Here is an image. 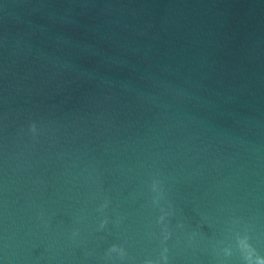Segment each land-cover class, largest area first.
<instances>
[{
    "label": "water",
    "instance_id": "1",
    "mask_svg": "<svg viewBox=\"0 0 264 264\" xmlns=\"http://www.w3.org/2000/svg\"><path fill=\"white\" fill-rule=\"evenodd\" d=\"M0 264H264V0H0Z\"/></svg>",
    "mask_w": 264,
    "mask_h": 264
},
{
    "label": "clouds",
    "instance_id": "2",
    "mask_svg": "<svg viewBox=\"0 0 264 264\" xmlns=\"http://www.w3.org/2000/svg\"><path fill=\"white\" fill-rule=\"evenodd\" d=\"M152 187H153V190L156 189V185H155V184H153ZM241 241H244V243H247V239H246L245 237H239V238L237 239V246H238V247H240Z\"/></svg>",
    "mask_w": 264,
    "mask_h": 264
}]
</instances>
